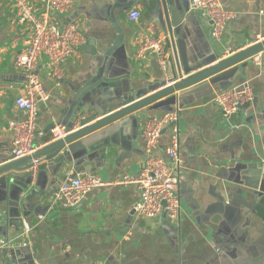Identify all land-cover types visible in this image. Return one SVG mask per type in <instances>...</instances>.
Instances as JSON below:
<instances>
[{
    "label": "crops",
    "instance_id": "1",
    "mask_svg": "<svg viewBox=\"0 0 264 264\" xmlns=\"http://www.w3.org/2000/svg\"><path fill=\"white\" fill-rule=\"evenodd\" d=\"M221 1L235 17L217 42L213 23L202 10L194 9L190 0H167L170 16L178 12L181 18L175 41L181 63L194 69L191 74L214 59L215 63L264 40V0ZM129 2L75 0L68 14L49 13L62 28L80 22L88 42L63 63L61 78H53L47 60L40 59L38 69L49 95V101L38 106L37 127L46 134L41 148L55 142L50 135L53 126L67 131L73 126L68 135L81 127L79 117L67 119V113L75 95L99 74L96 56H103L119 37L111 17L123 32V41L104 65L101 81L77 105L83 114H93L96 105L103 108L136 100L135 94L145 98L169 85V70L156 56L144 61L135 58L147 37L164 38L167 61L172 54L162 1L138 0L129 9H114ZM34 3L36 14L41 15L43 5ZM134 9L141 14L138 22L129 20ZM32 33L31 25L20 22L13 0H0V164L12 156L15 136L10 124L25 118L15 104L25 85L15 59L27 48ZM259 58L258 63L247 64L227 89L248 83L254 102L227 119L215 98L226 91L229 78L206 81L175 93L176 103L165 110L137 112V126H130L125 136L121 133L122 145L114 146L106 159H85L82 172L74 163L54 170L52 161L41 178L33 169L29 191L21 198L27 206L21 231L10 224L8 201L15 190L0 186V264H264V53ZM90 98L91 103L83 106ZM167 110L179 115L182 211L177 222L141 218L134 211L140 201L136 180L146 159L142 128L149 118ZM169 145L167 130L158 148L167 161L164 149ZM39 161L38 166L45 162ZM77 174L98 177L104 185L75 207L54 203L63 181ZM26 226L31 228L29 233Z\"/></svg>",
    "mask_w": 264,
    "mask_h": 264
},
{
    "label": "built area",
    "instance_id": "2",
    "mask_svg": "<svg viewBox=\"0 0 264 264\" xmlns=\"http://www.w3.org/2000/svg\"><path fill=\"white\" fill-rule=\"evenodd\" d=\"M35 0H13L19 12V20L32 26L33 33L27 40V48L15 59V66L24 74V94L17 97L15 104L25 113V118L10 124L14 132L13 152L15 159L32 156L43 145L46 134L38 129V106L40 102L47 103L49 95L44 91L39 73L41 58L47 60L50 74L53 78H61L64 74L63 63L75 57L87 44L88 39L82 31L80 22L74 21L66 27H61L50 19V12L68 14L75 0H38L44 7L41 15L36 14ZM196 10H202L213 23V36L218 42L224 36L226 26L235 16L228 12L221 0H190ZM141 14L138 10L129 13V20L138 22ZM156 56L163 69L168 68L166 41L164 38L147 37L141 40L135 53L139 61L149 56ZM253 60L258 63L259 55ZM255 100L250 84L232 88L219 93L215 98L222 116L229 118L242 108L249 106ZM170 131V145L164 149L167 161L158 154L160 139L164 131ZM72 132V131H70ZM70 132L65 127L57 125L50 130L52 141L63 139ZM142 140L146 155L144 166L136 180L140 201L135 207V213L141 218L157 220L166 217L177 222L181 216V199L179 196V169L182 166L180 158L179 115L176 112H165L147 120L142 128ZM39 160H34V170ZM98 177L77 174L67 177L54 194V203H62L67 207H75L83 201L86 195L103 186ZM3 212L0 209V224ZM25 233L31 228L26 226ZM91 264H103L101 262Z\"/></svg>",
    "mask_w": 264,
    "mask_h": 264
},
{
    "label": "water",
    "instance_id": "3",
    "mask_svg": "<svg viewBox=\"0 0 264 264\" xmlns=\"http://www.w3.org/2000/svg\"><path fill=\"white\" fill-rule=\"evenodd\" d=\"M137 1L138 0H130L129 3L114 6V9H129ZM161 1L166 17L169 43L172 49V54L168 57L169 73L167 82L169 85L145 98H140L141 96L135 94L134 97H136V100H129L125 104L115 102L113 106H109L110 108L107 106L100 108L101 105H96L93 106V114H83L82 108L77 105H79L80 100L101 81L104 65L120 47L123 41V32L119 29L113 17H111L119 37L112 48L105 52L103 56H96L101 65L99 74L75 95L67 113V119H71L74 114H76L80 119L81 127L65 138L56 140L40 148L32 156L15 159L12 155L8 158L9 160H7L6 163L0 164V186L5 190L7 188L9 191L11 189L15 190L13 192L14 196L8 201V209L10 224L16 226L17 231L23 230L24 227L22 217L24 214H27V206L21 198L29 191L31 181L33 180L34 160H45L43 164L37 166L40 178L43 176V172L48 166L47 162L50 161L53 163L52 167L54 170L58 167H62L65 163H74L80 173L84 169L83 164L85 163V159L90 160V156L91 158L100 157L106 159L112 153L114 146L117 147L122 145L121 133L123 132V136H125L130 126H137L138 120L135 116L137 112L146 108L165 110L166 107L176 103L175 93L193 87H199L206 81L216 83L229 78L226 87H224L225 90H227L232 82L243 73L245 66L251 64L254 57L264 53V40L258 41L215 63L214 61H216V59H214L212 61L213 64L210 66L197 71L195 74H191L194 69L185 63H181L175 41V36L179 34L181 29V18L178 12H174L173 9L172 11L174 13L170 16L167 0ZM92 53L95 54L93 50ZM202 66L199 67L201 68ZM164 85L165 83L159 87H163ZM90 103L91 98L85 99L83 101V106ZM103 104L107 105L106 103ZM166 112L172 111L167 110ZM98 117H101L100 120H97ZM67 121L65 125H67ZM74 123L72 125H74ZM72 127L68 129V132L73 130Z\"/></svg>",
    "mask_w": 264,
    "mask_h": 264
}]
</instances>
